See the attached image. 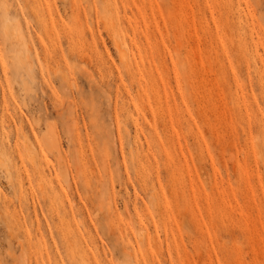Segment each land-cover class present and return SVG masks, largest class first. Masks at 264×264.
Masks as SVG:
<instances>
[{
    "label": "rangeland",
    "instance_id": "obj_1",
    "mask_svg": "<svg viewBox=\"0 0 264 264\" xmlns=\"http://www.w3.org/2000/svg\"><path fill=\"white\" fill-rule=\"evenodd\" d=\"M0 264H264V0H0Z\"/></svg>",
    "mask_w": 264,
    "mask_h": 264
},
{
    "label": "bare ground",
    "instance_id": "obj_2",
    "mask_svg": "<svg viewBox=\"0 0 264 264\" xmlns=\"http://www.w3.org/2000/svg\"><path fill=\"white\" fill-rule=\"evenodd\" d=\"M117 50L119 52V55H120V60L121 62L125 65V66H128L129 65V59H128V53L124 50H122L119 46H117ZM33 158V157H32ZM30 157V159H32ZM33 160V159H32ZM31 162V160H29ZM33 162V161H32ZM46 165H48V162L45 161ZM33 165V164H32ZM135 230V229H134ZM136 236H140L139 234H136ZM141 238V236L139 237Z\"/></svg>",
    "mask_w": 264,
    "mask_h": 264
}]
</instances>
